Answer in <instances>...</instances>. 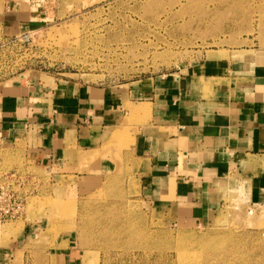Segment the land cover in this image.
I'll list each match as a JSON object with an SVG mask.
<instances>
[{"label": "rangeland", "instance_id": "1", "mask_svg": "<svg viewBox=\"0 0 264 264\" xmlns=\"http://www.w3.org/2000/svg\"><path fill=\"white\" fill-rule=\"evenodd\" d=\"M3 6L0 86L29 78L129 86L212 55L264 56V0H55L46 19L20 30L5 23ZM127 128L105 143L115 167L103 172L95 154L51 169L0 135L1 169L28 179L24 213L0 222V243L18 242L10 264H264V200L252 201L246 182L210 223L164 219L141 194L127 152L136 127Z\"/></svg>", "mask_w": 264, "mask_h": 264}, {"label": "crops", "instance_id": "2", "mask_svg": "<svg viewBox=\"0 0 264 264\" xmlns=\"http://www.w3.org/2000/svg\"><path fill=\"white\" fill-rule=\"evenodd\" d=\"M54 1L4 0L3 20L12 30L30 27L50 15ZM129 126L136 127L127 152L139 189L164 219L210 223L242 182L252 201L264 200L262 55H212L129 86L76 78L0 86L1 140L51 169L76 166L84 154H95L100 172L114 168L104 145L116 128ZM16 243H0V264L11 263Z\"/></svg>", "mask_w": 264, "mask_h": 264}, {"label": "built area", "instance_id": "3", "mask_svg": "<svg viewBox=\"0 0 264 264\" xmlns=\"http://www.w3.org/2000/svg\"><path fill=\"white\" fill-rule=\"evenodd\" d=\"M31 34L23 33L22 39L29 40ZM27 177L17 169L3 170L0 167V222L20 217L27 204L24 184Z\"/></svg>", "mask_w": 264, "mask_h": 264}]
</instances>
